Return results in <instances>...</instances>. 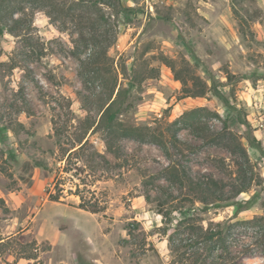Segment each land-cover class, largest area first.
Wrapping results in <instances>:
<instances>
[{"label": "rangeland", "instance_id": "obj_1", "mask_svg": "<svg viewBox=\"0 0 264 264\" xmlns=\"http://www.w3.org/2000/svg\"><path fill=\"white\" fill-rule=\"evenodd\" d=\"M122 1L126 13L111 0L104 19L73 0L76 10L52 17L29 4L20 35H0V264H180L158 213L172 190L170 158L157 143L126 138L115 159L98 128L100 96L115 80L129 89L119 119L161 131L193 175L231 184L241 166L253 178L236 205L202 217L231 224L238 264H264V0ZM94 48L106 55L86 84L82 60ZM197 107L217 128L227 118L248 159L188 128L172 145L171 122ZM60 178L63 202L52 201ZM81 200L103 210L73 206Z\"/></svg>", "mask_w": 264, "mask_h": 264}, {"label": "trees", "instance_id": "obj_2", "mask_svg": "<svg viewBox=\"0 0 264 264\" xmlns=\"http://www.w3.org/2000/svg\"><path fill=\"white\" fill-rule=\"evenodd\" d=\"M67 1L0 0V35L3 36L6 33L14 36L20 35L22 29L26 28L25 10L29 4L39 10H46L48 15L52 17L54 10L58 12L76 10L73 6H67ZM116 1L118 6L123 8V13H126L129 6L127 7L122 0ZM73 2L81 6V9L92 6L99 8L101 11L100 19L105 18V12L101 8L103 4L112 6L111 0H73ZM92 39L94 43H103L102 34L95 29L92 32ZM105 51L94 48L88 57L82 60L81 78L86 84L90 72L93 71L95 74L101 72V55H106ZM128 92V88L119 87L117 80L104 90L100 96L99 110L101 116L98 128L103 133L108 151L114 155L115 159L119 160L123 155L120 141L126 138L140 142L157 143L170 158V163L166 167V179L172 190L165 193L167 197L159 198L158 213L162 215L163 222L166 224L164 234L168 235L169 246L174 257L180 264L207 263L210 260L215 264L219 258L238 264L237 256L233 254L227 244L231 224L211 221L205 226L202 213L209 206H219L222 203L236 205L237 198L250 188L253 178L247 177V173L241 166L238 169L237 178L231 184L213 175H193L187 167L181 166L174 159L168 142L165 141L161 131L159 132L150 126L126 125L119 119ZM84 98L87 100L90 97L84 95ZM206 111L211 112L206 107H197L185 111L178 119L171 122L169 128L173 131L172 145L176 148L180 147L178 144L181 142L179 132L182 128H188L196 136L211 140L214 144L227 148L231 153L248 159L245 145L238 135L229 128L227 118L224 120V127L217 128L202 119L201 113ZM40 166L45 167L46 165L40 163ZM52 186L57 190L54 192L48 189L49 199L63 202L61 197L65 190L63 187L64 179H58ZM147 196L150 197L149 194ZM73 206L92 213H99L103 210V207L99 206L98 203L91 204L85 200H81L78 205ZM239 207L237 206V211H239ZM173 213L177 214L174 216L175 218ZM136 228L135 224H132L129 227L130 234ZM219 248L221 253L218 254Z\"/></svg>", "mask_w": 264, "mask_h": 264}]
</instances>
